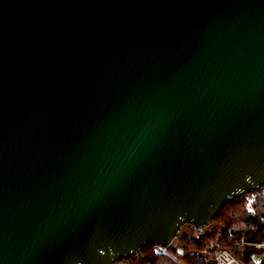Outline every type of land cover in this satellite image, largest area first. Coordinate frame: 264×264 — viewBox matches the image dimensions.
<instances>
[{"label": "water", "instance_id": "95a60500", "mask_svg": "<svg viewBox=\"0 0 264 264\" xmlns=\"http://www.w3.org/2000/svg\"><path fill=\"white\" fill-rule=\"evenodd\" d=\"M263 188L264 0H0V264L176 249Z\"/></svg>", "mask_w": 264, "mask_h": 264}, {"label": "trees", "instance_id": "16d2710c", "mask_svg": "<svg viewBox=\"0 0 264 264\" xmlns=\"http://www.w3.org/2000/svg\"><path fill=\"white\" fill-rule=\"evenodd\" d=\"M244 240L264 242V191L228 203L207 231L186 225L176 238L177 248L168 249V254H159L149 246L118 264H208L222 250L242 264H255L261 251L243 245Z\"/></svg>", "mask_w": 264, "mask_h": 264}, {"label": "built area", "instance_id": "2783aa9c", "mask_svg": "<svg viewBox=\"0 0 264 264\" xmlns=\"http://www.w3.org/2000/svg\"><path fill=\"white\" fill-rule=\"evenodd\" d=\"M262 191H264V188L250 195H254L255 193H259ZM243 245L248 247H253L258 251H261V254H259L255 260V264H264V242H253V241L244 240ZM154 247L157 253L168 254V248L161 246H154ZM214 264H242V263L238 261L228 250H222L219 252L216 259L214 260Z\"/></svg>", "mask_w": 264, "mask_h": 264}]
</instances>
